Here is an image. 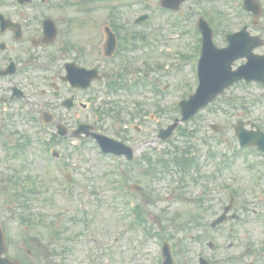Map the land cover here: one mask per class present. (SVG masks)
<instances>
[{"label":"rangeland","instance_id":"obj_1","mask_svg":"<svg viewBox=\"0 0 264 264\" xmlns=\"http://www.w3.org/2000/svg\"><path fill=\"white\" fill-rule=\"evenodd\" d=\"M234 2L237 4L233 0L229 7L225 0H187L180 8L188 17L184 22L156 9L159 0H136L133 4H125L124 0H69L63 7L46 11L58 25V32H72L73 41L97 48L102 42L103 26L112 22L110 7L117 4L114 22L119 24L118 30L143 33L147 41L138 39V47L128 53L133 70L127 72V80H138L139 84L132 86L131 91L121 88L106 96L109 104L105 108L118 106L124 124L143 127L133 139H149V143L139 147L136 154L152 151L155 159L161 155L170 159L190 146L187 155L195 161V167L185 172L168 163L169 171H164L158 164L157 177L152 178L141 173L143 167L122 162L128 184L142 182L153 196L119 194L115 175L118 160L102 155L91 137H82L79 147L74 146L71 137L54 146L67 164L65 170H58L39 150L41 134L16 116L12 120L7 118L0 106V224L7 229L9 256L23 264H160L162 242L167 239L174 244L172 249L180 264H197L198 254L220 264L218 257L226 258L227 254L238 257L241 253L247 258L254 254L264 264V170L260 163L264 158L239 151L232 128L241 118L256 122L264 131L263 88L256 84L234 85L198 115L180 123L170 138L165 141L157 138V128L180 116L178 100L187 98L196 86L190 67L182 63L190 41L186 32L195 19L191 11L193 3L210 13L214 27L229 30L239 27L231 10L235 8ZM85 5L91 9L84 10ZM142 13H147L148 18L134 24L133 19ZM219 17L222 19L217 21ZM247 17L240 15V21L247 22ZM186 62L193 65L195 60L189 57ZM111 66L113 62L106 68L108 73ZM95 89L99 87L96 85ZM102 102L96 96L95 106ZM134 105L140 106L137 115ZM7 107L14 110L16 103ZM112 114L81 111L73 122L74 125L77 120L89 122L101 133L125 139L123 130L128 127L121 129V122L114 120ZM211 124H216V130L210 128ZM52 129L50 134H54ZM129 134L134 136L133 132ZM24 135L30 137L31 145L26 146L24 153L13 155L14 143ZM73 141L78 144L80 140ZM174 145L179 151H174ZM205 147L211 149L221 164L219 173L211 169L212 155L203 158ZM65 172L70 174L66 182ZM258 172L263 175L258 176ZM180 179L183 188L178 186ZM198 183L205 186L201 193ZM172 184H176L174 194L168 196ZM222 187L234 189L232 210L240 219L211 229L209 222L220 213V203L226 204L229 199L228 191L221 190ZM22 204L28 207L24 209ZM129 204L145 209L148 220L142 224L148 228L147 232L127 211ZM23 211L31 214L32 222L19 221ZM40 216L42 219L37 218ZM209 241L214 244L212 249L207 245ZM25 248H33L35 254L27 257Z\"/></svg>","mask_w":264,"mask_h":264},{"label":"flooded vegetation","instance_id":"obj_2","mask_svg":"<svg viewBox=\"0 0 264 264\" xmlns=\"http://www.w3.org/2000/svg\"><path fill=\"white\" fill-rule=\"evenodd\" d=\"M16 1L18 0L0 2V13L13 24H17L15 27L19 30L16 32L15 27L2 30L0 24V85L3 86L0 99L25 102L21 109L25 113L28 111V116L38 115L41 118L44 116L49 121V125L56 129L58 125H64L67 130H73L80 123L77 120L74 125L73 117H79L81 111L96 112L97 82L92 80L88 89H83L73 86L71 77L76 75L86 78L88 71L96 69L103 77L108 76L104 70L113 61L127 63L128 52L134 49L132 43L134 38L121 35L120 51L116 53V50L111 58L103 55L101 44L96 48L90 43L82 45L73 41L72 32H57L53 41L45 42L42 32L45 16L43 17L44 12L39 9L42 7L37 6L40 5L39 0H31L21 5ZM32 7H35L34 14L31 12ZM262 19L264 20V16ZM249 30L251 35L264 37V24L260 21L250 24ZM128 33V35L135 34V32ZM227 33H213V41L217 48L226 46ZM212 49L213 47H208L206 52L211 55ZM254 52L264 54V46L255 49ZM236 66L233 65V68ZM131 132L134 136L129 134L126 141L141 147L139 138L133 139L138 134L134 133L135 131ZM146 153L149 157H153L152 151L142 150L133 163L136 162L141 167L146 163L143 173L148 174L151 171L148 161L153 159L145 158Z\"/></svg>","mask_w":264,"mask_h":264},{"label":"water","instance_id":"obj_3","mask_svg":"<svg viewBox=\"0 0 264 264\" xmlns=\"http://www.w3.org/2000/svg\"><path fill=\"white\" fill-rule=\"evenodd\" d=\"M171 1V0H169ZM164 4H170V3H164ZM176 3H174L173 5H175ZM50 32V30H49ZM51 32H55V30L51 31ZM106 32H110L109 29H106ZM209 85L205 84L204 82L201 83V88H204L205 90H208ZM215 95V94H214ZM213 95V96H214ZM210 97H204L203 99H201L199 102H196L191 108L188 107V105L190 104L191 101H187V102H183L182 103V113H183V119H186L189 115H191L193 112H195L197 110V108L199 107V105L202 104H206L211 98ZM174 128V125L170 126L166 132L164 133V136L166 134H168L169 132H171V130ZM240 138L242 141L246 140V141H251L253 143H257L260 147L264 148V143L261 142L260 138L258 137L257 133H239ZM97 138L99 139V141L105 146H107L109 149H112L113 151H116L118 149H120V143L112 141V140H108L104 137L101 136H97ZM107 140V143H106ZM224 219V217H220L216 222L222 221ZM4 251V243H3V239H2V234L0 232V255L1 253ZM0 264H18L15 261H11L8 258H1L0 256ZM165 264H171L169 257L167 255Z\"/></svg>","mask_w":264,"mask_h":264}]
</instances>
